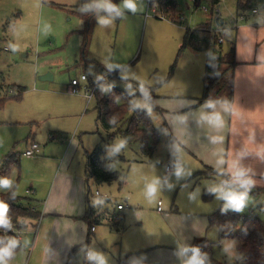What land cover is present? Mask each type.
<instances>
[{"label":"rangeland","instance_id":"obj_1","mask_svg":"<svg viewBox=\"0 0 264 264\" xmlns=\"http://www.w3.org/2000/svg\"><path fill=\"white\" fill-rule=\"evenodd\" d=\"M78 1L0 0V166L2 160L11 154L20 162V170L13 171L8 188L16 185L17 195L30 198L33 204L39 205L37 194L28 195L26 190H34L36 180L41 177L51 181L57 163L53 156L65 154V145L61 141L52 142L49 137L55 136L66 143L75 135L77 152L74 157L68 153L63 165L69 168V172L82 176H85L86 151L104 147L114 157L108 168L121 172L123 177L102 185H96L90 179L91 191L94 194L98 189L108 195L114 205H125L121 214L123 218L117 221V225L96 224V232L90 235V239L86 238L72 249L77 251L71 255L74 256L68 264H82L85 259L100 263L99 259L90 258V253L102 257L104 264H185L181 248H185L183 237L192 231L193 220L202 214L209 215L227 203L213 189L246 190L238 184H223L218 180L220 177L212 180L193 177L203 167L185 147L171 140L163 126V118L152 110L146 99H137V105L150 115L155 114L154 122L161 130L160 143L150 156L142 154L139 143L124 142V146L116 150L122 139L117 136L110 141L106 131L97 127L95 97L85 110L87 100L84 94L69 92L71 81L80 79L84 73L80 52L83 34L80 31L86 36L88 27L84 19L72 11ZM253 3L251 9L240 14L237 13V0H221L215 7L219 11L214 19L221 17L224 20L225 31L220 34L225 38L222 47L230 54L227 65L232 67L231 62L240 64L236 70L238 82L244 77L248 64H263L264 0H254ZM117 4L120 10L118 21L103 18L110 23L101 24L99 19L96 29H90L87 57L98 60L108 71L113 70L114 65H122L119 75L113 77L114 84L121 89L127 88L132 70L137 67L147 70L151 66L156 79L164 75L160 81L162 84L174 81L172 87H178L180 80L179 76L175 80V75L185 73V57L190 51L189 47L182 48L185 31L181 34L180 29L174 30L164 22L169 21L165 17L148 10L146 0L135 1V11L125 8L124 0H118ZM203 6L210 12L206 3L196 7L191 0H178L177 10L185 19L184 28L193 29L206 24L208 12L202 9ZM253 8L258 13L253 14ZM239 16L246 19L238 22ZM5 48L9 50L5 51ZM131 58L134 65L124 63ZM173 65L174 71L169 77ZM49 73L50 80H41V76ZM19 87L25 90L22 92ZM13 90L15 92L9 94ZM58 103L69 107L59 108ZM30 141L41 146V153L34 157L23 155ZM168 166L171 172L167 171ZM154 183L156 192L149 196L148 187ZM208 188L212 197L205 199L204 191ZM246 192L244 206L239 211L231 207L227 209L264 219V188L258 192ZM98 199L91 196L94 202ZM159 201L163 212L158 211ZM106 206L104 203L102 210ZM42 226L41 221L39 239ZM141 234L146 237V242L138 240ZM22 236L27 250L19 248L7 264H25L28 258V264H41L42 260L37 259L42 250L38 249L39 240L35 249L30 248L33 230L27 228ZM201 237L213 243L214 257L222 264H242L236 242L228 239L219 242L217 227L208 225ZM29 250H32L30 256ZM42 264L56 263L53 259Z\"/></svg>","mask_w":264,"mask_h":264},{"label":"crops","instance_id":"obj_2","mask_svg":"<svg viewBox=\"0 0 264 264\" xmlns=\"http://www.w3.org/2000/svg\"><path fill=\"white\" fill-rule=\"evenodd\" d=\"M135 1L142 2V0ZM81 2L82 0H79L77 2L79 4L75 5L76 9L72 10L79 17H82L79 8ZM56 6L61 8L63 7L61 5ZM252 13L256 14L258 12L252 11ZM101 18L114 17H98L94 24V30L96 29L99 19ZM221 20L223 21V24H220V22H216L213 27V29L215 30L219 29L220 33L225 31V29L223 28L224 20ZM237 20L238 22L241 21L239 20V17ZM164 22H167L169 26L174 28V30L180 29L181 31L179 32H181V34H183V31L187 30L183 26L185 19L180 24L169 21ZM236 29H238V27H236ZM80 32L83 34L80 52H82L81 55H83L84 57L83 44L85 41V35L82 31ZM222 37L223 44L225 42V38L224 36ZM89 45L90 39L85 52L86 57ZM189 49L190 51H188L185 57L186 64L183 68L185 73L181 74V72H178L175 75V80L179 76L178 80H180V85L178 87H172L174 81H169L168 83L162 84V82L160 81L163 79L164 75H161L159 79H156V75L154 74V72H152V70H154L153 66H151L150 69L147 70L141 69L139 67L132 70L131 75L128 78L130 79L129 81L144 86H157V96L153 98L151 102L149 101L151 108L153 111L159 114L161 118H165L168 128L174 135V138H171V140H175L181 146L185 147L188 153L198 161L201 167H203L202 170H197L195 173L205 170L206 167H213L218 171H226L230 175L231 183L229 184L240 185L234 180V173L243 170V172L245 173V176L243 178L250 179L252 181V183L248 185L247 189L244 188V190L255 192L263 190L264 51L262 53L263 57L261 58L263 64H248V67L244 72V77L241 78L239 82L236 70L238 69V67H240V64L237 65L234 69V98L231 102L226 100H218L197 104V98L201 97L203 94V78L206 71L208 54L204 51H195L190 47ZM259 49L260 46H258L257 52H259ZM8 50V48H5V51ZM222 50L224 53H226L227 51L224 49V47H222ZM124 63L134 65L135 61H133L131 58ZM122 68V65H114L113 70L109 69L110 74L117 73L118 76V73H120ZM83 74H86L85 69ZM50 78H52L50 73L41 76V80L44 81H48L50 80ZM83 83H87L89 86H91L89 80L83 81L82 84ZM92 87L95 88V86ZM93 98L91 100H93ZM85 100H87L85 110H88L87 107L90 104L91 100H89L86 96ZM209 103L213 104L214 107H208L207 105ZM57 106L59 108L60 106L64 108L69 107V105L60 103H58ZM154 107L159 108L162 113L157 112ZM213 112H218L222 117V126L219 128L213 126L212 124H209L207 119H205V117L211 115ZM151 117L154 121V118L156 116L154 114L153 116L151 115ZM96 125L98 127L97 111ZM168 128H166L167 131ZM74 136L67 141L68 143H64L61 139L57 140L55 136H53L54 138L51 137L52 139L49 137L50 140H53L52 142L61 141L65 145V154L63 156H53L56 157L57 163L55 174L51 181L46 180L45 177H41L36 180V188H34V190L31 188V194H33L34 192L35 194H37L36 197H38L37 201L39 202V205H36L35 203L34 204L36 206L34 204L33 205L37 211H40L41 217L39 218V228L37 233H35L34 229L29 228L34 232V239L30 248L35 249L36 242H38L39 240L38 249L42 250L39 253L37 259L42 260L40 262L41 264L46 260L53 259L55 260L56 264H63L65 259L67 258L68 260L66 264H68L70 259L75 255L74 254L71 257L69 256L71 250L75 247V245L77 246L83 241H86V238H88L89 240L90 235L96 232V229L94 231L90 229L89 221L85 217L89 208V189H91L90 179L86 176V174L85 176H82L74 172H69V168L67 169V167H64L63 165L64 157L68 153L71 152L72 156L74 157L75 153L77 152L78 144L76 139H74ZM213 138H216L215 141ZM79 140L81 141V139ZM30 142H28V146ZM221 160L223 161V163H220ZM167 171L171 172L172 169L170 168V170ZM201 177H205L210 180L217 179L209 178L207 176H197L195 178ZM218 180L221 181L220 179ZM97 191L100 190L97 189ZM93 195L97 197L95 193L92 194V197ZM119 204L122 203H118L116 205L113 204L109 211H107L108 219L106 220V222L104 221V223H110V216L115 213L119 214L117 217V221H119L121 217L123 218L121 214L125 210L126 206L124 205V209L119 210ZM218 208H216L215 211ZM159 212H163V209ZM207 215L208 214H202L201 217L196 218V221L193 220L192 231L188 232L183 237L185 248H181L183 249L181 254L185 261L189 259V256L187 252L184 251V249L190 248L197 239H200V237L203 236V233L205 232L207 226L209 225V219L207 218ZM41 221L43 225V233L41 238L39 239L38 235L40 233L39 231L41 228ZM117 221L114 225H117ZM24 232H26V230ZM138 240L141 243L146 242V237L141 234ZM21 243L26 247V245L24 244L23 236ZM21 249L27 250V247H22ZM31 252L32 250H29V256L31 255ZM28 261H30L29 258L26 260L25 264H28ZM82 264H84V262Z\"/></svg>","mask_w":264,"mask_h":264},{"label":"trees","instance_id":"obj_3","mask_svg":"<svg viewBox=\"0 0 264 264\" xmlns=\"http://www.w3.org/2000/svg\"><path fill=\"white\" fill-rule=\"evenodd\" d=\"M254 0H237V13H244L253 7ZM118 0H111V4L118 8ZM178 0H160L155 1L154 6L157 7V14L164 16L167 20L180 24L181 14L177 10ZM221 0H195L194 4L198 7L202 4H208L210 12L207 11V21L203 26L193 29L187 28L183 38L184 47H190L195 51H204L208 54L206 71L203 78V94L197 98V104L207 101L226 100L231 102L234 98V67L237 65L231 62L232 67H228V55L222 50V43H218V34L213 29V24L217 22L214 19L218 10L215 8L220 4ZM99 0H82L80 5V14L86 21L87 34L83 44V63L87 79L91 86H95V109L97 111L98 127L104 129L108 135V139L113 141L120 136L123 142L133 144L139 143L140 150L143 155L150 156L161 140L160 127L155 124L150 113L137 105V99H146L152 101L156 95L157 86H144L129 81L126 89L118 88L113 81V77L117 73L109 74L108 69L99 61L86 57V49L90 39V29L94 28V24L100 16H112L119 20V14L116 12L109 13L105 9L95 7ZM255 9V8H253ZM252 9V11H253ZM221 21V17H218ZM218 23V22H217ZM235 48L233 47L232 51ZM228 61V62H227ZM174 65L170 70L169 77L173 74ZM231 72V74H229ZM109 74V75H108ZM108 75V76H107ZM20 91H24L23 87H19ZM12 98V97H11ZM20 99L21 97H14ZM157 112L161 110L154 107ZM163 126L168 128L165 118ZM170 138H174L168 128ZM15 158V159H14ZM114 157L108 153L104 147L98 146L92 152H86L85 174L89 179L94 180L96 185L112 182L123 177L122 173L108 168V163L113 161ZM20 170V162L15 155H8L2 160L0 166V181H8L14 170ZM207 176L209 178L220 177L223 184H229L230 175L226 171H218L213 167H206L205 170L199 171L193 175ZM16 185L9 189L8 185L0 183V201L8 205L6 216L17 228H20L19 221L21 219H39L40 211H37L30 198L22 197L15 192ZM92 191L89 189V208L87 210L86 219L89 221L90 229L96 224L106 222L107 210L113 203L109 198L100 196L98 202H92ZM212 191L208 188L204 191V198L210 199ZM107 205L104 210L102 206ZM119 214L115 213L110 216V223L115 224ZM209 226L217 227L219 231V242L222 240H233L237 244V249L241 253L242 264H264V219L256 215H243L237 211L229 210L223 205L215 212L208 215ZM114 222V223H112ZM9 224V225H10ZM7 227H0V247H7L11 234H5ZM218 243V242H217ZM23 244L11 249L14 256ZM193 248L199 250V257L203 260V264H222L214 257L213 243L204 237L197 239L193 245L188 248L187 254L192 257ZM77 251L75 248L71 251L70 256ZM84 264H100L96 261H88L85 259Z\"/></svg>","mask_w":264,"mask_h":264},{"label":"clouds","instance_id":"obj_4","mask_svg":"<svg viewBox=\"0 0 264 264\" xmlns=\"http://www.w3.org/2000/svg\"><path fill=\"white\" fill-rule=\"evenodd\" d=\"M123 6L125 8H128L132 11L136 10V4L135 0H124ZM98 9H105L109 13L116 12L119 14V9L111 4L109 0H100L98 4L95 5ZM101 24H107L110 23V20L101 18L100 20ZM208 107H214L213 104L209 103L207 105ZM207 119L209 124H212L213 126L219 128L222 126V117L218 112H213L211 115L205 117ZM214 141L216 138H213ZM124 146V142L121 141L120 144L117 145L116 150L118 151L119 148ZM220 163H223L221 160ZM180 174V170H177V175ZM245 173L243 170L237 171L234 173V180L240 184L242 188L247 189L248 185L252 183L250 179H244ZM0 183L4 184L5 186L8 185V181H0ZM213 191H217L223 196V198L227 201L225 207H231L239 211L244 206V201L247 196V192H234V191H224L222 188L213 189ZM156 192V186L155 183L152 185H149L148 187V195L152 196ZM8 205H6L3 201H0V227H7L10 224V221L8 220L6 213H7ZM15 241H12L9 246L7 247H0V264H7L8 259H10L13 255L11 249L15 247ZM184 251H188V249H184ZM193 252L192 257L185 262V264H203V260L199 257V250L193 248L191 250ZM90 258H96L100 260V264H104L102 257H97L94 254L90 253Z\"/></svg>","mask_w":264,"mask_h":264},{"label":"built area","instance_id":"obj_5","mask_svg":"<svg viewBox=\"0 0 264 264\" xmlns=\"http://www.w3.org/2000/svg\"><path fill=\"white\" fill-rule=\"evenodd\" d=\"M139 1V0H137ZM155 1H160V0H146L147 4H148V10H151L153 12H155L157 14V7L154 6V2ZM193 2H195V0H192ZM205 12L208 11V8H206L205 6H203L202 8ZM253 12H257L256 9H253ZM239 20H245L246 17L245 16H239ZM162 18H164V16H162ZM181 20L183 21L184 19L181 17ZM216 32H219L220 34V30L216 29ZM218 34V43H222L223 42V37L221 35ZM87 76L86 74L81 75L80 79L76 78L73 79L71 81V85L69 87V92L72 94H78V93H83L89 100H91L94 97V93H95V88L92 86H89L87 83L85 85L82 84L83 81H87ZM15 91H11L9 92V94L14 93ZM41 152V146L39 143L35 142V141H31L29 143V146L27 147V149L23 152L24 156L27 157H33L37 154H39ZM167 170H170V167H167ZM27 194H31L32 190H27L26 191ZM96 196H100V197H104L107 198V195H104L102 193H100L99 191L95 192ZM118 209H124V205L123 204H119L118 205ZM158 210L162 211V203L161 201H159L158 203ZM20 223V228H17L15 225H13L12 223L9 225V229H7L6 231H4L5 234H11L12 239H9L8 241V245L12 242L15 241V247L17 244H20L22 241V234L24 233V231L27 228H32L35 230V233H37L38 228H39V221L38 219H21L19 221ZM96 228L95 226L91 227V230L94 231ZM23 248H26L24 245L22 246Z\"/></svg>","mask_w":264,"mask_h":264},{"label":"water","instance_id":"obj_6","mask_svg":"<svg viewBox=\"0 0 264 264\" xmlns=\"http://www.w3.org/2000/svg\"><path fill=\"white\" fill-rule=\"evenodd\" d=\"M217 22H220V24H223V21L222 20L220 21V19H217Z\"/></svg>","mask_w":264,"mask_h":264}]
</instances>
